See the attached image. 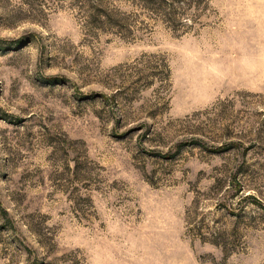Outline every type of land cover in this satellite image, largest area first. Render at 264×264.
<instances>
[{
    "label": "rangeland",
    "instance_id": "rangeland-1",
    "mask_svg": "<svg viewBox=\"0 0 264 264\" xmlns=\"http://www.w3.org/2000/svg\"><path fill=\"white\" fill-rule=\"evenodd\" d=\"M0 264H264V0H0Z\"/></svg>",
    "mask_w": 264,
    "mask_h": 264
}]
</instances>
